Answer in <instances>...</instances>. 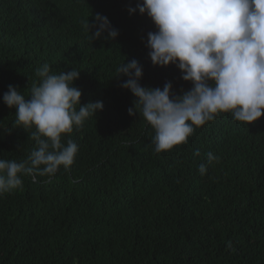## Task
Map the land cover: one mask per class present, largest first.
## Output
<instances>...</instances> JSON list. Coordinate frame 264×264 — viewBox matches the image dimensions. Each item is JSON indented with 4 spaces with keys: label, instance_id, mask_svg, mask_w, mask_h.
Returning <instances> with one entry per match:
<instances>
[{
    "label": "trees",
    "instance_id": "obj_1",
    "mask_svg": "<svg viewBox=\"0 0 264 264\" xmlns=\"http://www.w3.org/2000/svg\"><path fill=\"white\" fill-rule=\"evenodd\" d=\"M142 0H0V159L28 160L36 148L3 102L9 85L25 98L49 64L50 74L80 71L81 104L103 110L62 137L79 147L74 164L47 176L22 177L0 195V264H264V116L246 124L221 113L187 143L155 152L154 129L128 113L136 97L116 69L135 59L140 84L177 95L192 85L175 65L153 66L146 47L154 22ZM105 16L115 39H92L84 22ZM52 29L32 42L22 22ZM199 152V156L194 155ZM219 157L207 163L206 153ZM229 243L231 247H229Z\"/></svg>",
    "mask_w": 264,
    "mask_h": 264
},
{
    "label": "clouds",
    "instance_id": "obj_2",
    "mask_svg": "<svg viewBox=\"0 0 264 264\" xmlns=\"http://www.w3.org/2000/svg\"><path fill=\"white\" fill-rule=\"evenodd\" d=\"M137 10L156 26L146 43L153 66L175 65L182 80L192 85L180 95L171 82L163 88L143 87V67L135 59L116 69L117 77H126L121 87L136 97L129 115L139 109L155 131V152L187 143L196 128L221 113L248 125L264 116V0H142L128 8L130 15ZM94 20L91 25L84 22L87 31L94 29L92 39L105 32L106 39L118 36L107 17L96 14ZM21 24L32 42L46 40L52 32L35 19ZM36 75L40 82L32 85L29 98L12 85L3 94V102L16 109V123L35 127L30 138L36 148L24 162L0 159V195L20 188L23 176H47L51 182L61 167L68 171L79 147L71 139L62 143V137L104 107L99 100L81 104L82 91L74 85L80 76L76 69L50 74L44 63ZM206 158L198 169L202 176L219 160L212 152Z\"/></svg>",
    "mask_w": 264,
    "mask_h": 264
}]
</instances>
